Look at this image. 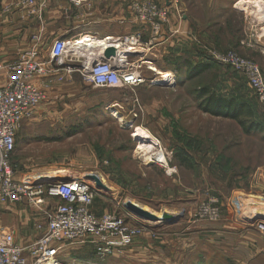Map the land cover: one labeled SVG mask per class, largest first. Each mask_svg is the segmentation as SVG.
Wrapping results in <instances>:
<instances>
[{
	"label": "rangeland",
	"instance_id": "rangeland-1",
	"mask_svg": "<svg viewBox=\"0 0 264 264\" xmlns=\"http://www.w3.org/2000/svg\"><path fill=\"white\" fill-rule=\"evenodd\" d=\"M25 1L20 7L24 5L27 14H37L40 6L35 4L37 11L31 13L32 8ZM135 1L152 2L168 9L156 0H128L130 8ZM236 1L243 2L240 9L250 10V0ZM260 2L263 1L258 0V5ZM188 7L192 15L199 8L193 0ZM243 14L233 12L229 18L235 25H241ZM246 21L248 26L254 22ZM199 27V22L193 24V57L187 61L189 67L209 63V68L201 74L188 79L187 68L184 69L181 61L174 75L161 77L148 64L137 62L127 68L140 72L143 83L113 89L89 83L81 69L69 70L64 62L54 64L53 70L62 76L41 79V83L50 80L46 94L47 98L50 93L51 96L30 118L24 119L16 134L10 161L15 178H54L59 174L64 178H85L94 192L96 213L129 211L125 203L131 202L158 218L152 221L129 211L133 215L127 216L131 217L129 221L141 230L130 248L140 245L142 250L138 253L132 250L127 260L114 259V262L215 263L212 262L216 261L215 254L210 251L212 243L205 238H190L188 234L192 230L188 226L196 231L200 221L216 222L210 217H201L200 210L204 207H218L219 220L223 214L238 212L241 203L233 195L234 190L248 189L254 177L264 172L262 105L244 75L230 64L216 60L213 54L232 51L259 64L234 49L210 46L200 54L203 46ZM151 34L154 36L153 31ZM32 44L33 40L17 54ZM38 48L41 56H45L47 47L41 39ZM203 87L217 96L249 105L253 115L247 119V125L258 123L262 126L261 132L246 134L236 120L203 111L197 94ZM49 100L51 106L44 110ZM137 129L149 137L137 136ZM141 146L153 151L147 153ZM159 150L165 156L162 163L153 159ZM97 182L106 189L97 187ZM213 198L217 199L216 203L210 202ZM57 201L55 196L46 195L42 205L26 200L17 204L0 203V233L28 245L41 235ZM162 214L171 219H160Z\"/></svg>",
	"mask_w": 264,
	"mask_h": 264
},
{
	"label": "crops",
	"instance_id": "crops-1",
	"mask_svg": "<svg viewBox=\"0 0 264 264\" xmlns=\"http://www.w3.org/2000/svg\"><path fill=\"white\" fill-rule=\"evenodd\" d=\"M22 1L0 0V85L6 84L9 79L5 65L14 61L17 51L31 43L35 35L47 47L46 58L56 38L73 42L79 37H91L94 40L91 43L81 46L69 44L62 58L65 66L69 64L82 72L94 60L109 59L126 68L137 62L148 64V68L152 64L161 72L174 75L178 63L180 66L183 61L186 69L187 59L191 61L193 57L192 30L193 24L198 22L204 48L200 54L210 46L234 49L255 60L264 75V0L260 5L254 3L258 0H250V10L240 9L243 3L236 0H193L199 6L195 8L198 11L194 15L188 13L192 0H156L169 10V19L156 37L152 36L149 23L134 17L128 0H87L78 4L73 0H35L40 9L37 14L31 15L27 14L24 5L21 6L23 9L20 7L25 0ZM240 11L245 12L244 24L235 25L229 14ZM245 18L254 21L253 24L248 26ZM107 37L113 39L106 40ZM130 38H133V44L129 42ZM39 80L36 81L38 84L41 83ZM50 96L51 93L48 98ZM50 106L49 100L44 110H49ZM258 175L248 184V189L234 190L233 195L241 203L238 212L223 214L222 219L216 222L200 221L196 231L188 226L192 230L188 234L190 238H205L212 243L210 251L216 258L213 264H264V235L256 227L264 220V172ZM93 206L94 200L91 210L98 216L108 213H96ZM118 214L133 224L129 221L131 217L126 216L131 214L129 211L123 210ZM132 244L121 255L101 259L95 255L91 245L73 243L59 251L58 259L72 264H123L132 250L137 253L142 250L140 245L131 249ZM114 259L123 260L114 262Z\"/></svg>",
	"mask_w": 264,
	"mask_h": 264
},
{
	"label": "built area",
	"instance_id": "built-area-1",
	"mask_svg": "<svg viewBox=\"0 0 264 264\" xmlns=\"http://www.w3.org/2000/svg\"><path fill=\"white\" fill-rule=\"evenodd\" d=\"M73 1L78 4L83 0ZM25 4L32 8L31 13L37 11L34 0H26ZM131 8L138 21L150 24L155 37L169 19L168 9L152 2L135 1ZM39 40L38 35L33 36L31 48L7 64L9 79L6 84L0 85V203L26 200L42 205L46 195L57 197L58 202L41 235L30 244L21 245L12 236L0 233V264H55L60 261L59 251L73 243L91 245L95 255L101 259L122 253L141 230L118 213L96 215L91 210L94 192L85 178L71 176L60 180L58 176H41L38 179L18 180L14 177L10 161L15 150L16 134L24 119L30 118L46 100L47 88L50 86V80L40 84L36 81L49 75L62 76L52 67L62 63L69 46L66 44L68 41L56 38L46 58L41 56ZM129 42L133 44V38ZM213 56L244 75L264 110V76L259 66L232 51L216 52ZM66 66L71 69V66ZM83 73L89 83L105 88L132 87L144 81L140 72L116 65L109 59L92 61L83 69ZM153 159L162 163L165 161L164 153L159 150ZM210 202L216 203L217 199L213 198ZM200 215L218 220L220 210L218 207H204ZM256 227L264 235V220L257 223Z\"/></svg>",
	"mask_w": 264,
	"mask_h": 264
},
{
	"label": "trees",
	"instance_id": "trees-1",
	"mask_svg": "<svg viewBox=\"0 0 264 264\" xmlns=\"http://www.w3.org/2000/svg\"><path fill=\"white\" fill-rule=\"evenodd\" d=\"M209 66L207 62L200 63L198 66L190 65V67L187 63L186 77L191 79L204 72ZM197 94L201 98L199 106L206 113L236 120L246 134H250L254 131L258 133L261 132L262 126L260 124L250 123L247 125L246 121L252 117L253 113L250 106L246 103H237L233 99L217 96L207 87L199 89Z\"/></svg>",
	"mask_w": 264,
	"mask_h": 264
},
{
	"label": "bare ground",
	"instance_id": "bare-ground-1",
	"mask_svg": "<svg viewBox=\"0 0 264 264\" xmlns=\"http://www.w3.org/2000/svg\"><path fill=\"white\" fill-rule=\"evenodd\" d=\"M243 3V2H242ZM254 3H257L258 4V1H256V2H254ZM95 39V38H94ZM110 39H113V38H111V37H107L106 38V40H110ZM92 41H94L91 37H88V36H84V37H79V38H77V39H75V41H73V42H67L66 44H72V46L74 45V46H76V45H78V46H81V45H84V44H86V43H91ZM102 41H104V40H102ZM98 43H100V42H98ZM101 44V43H100ZM154 67V66H153ZM150 64H149V68L151 69V70H153V71H155L156 73H158L161 77H167L169 74L168 73H165V72H161L159 69L158 70H155L154 68H153ZM136 135L138 136V135H140V136H142V137H146V138H148L149 137V135L148 134H146L143 130H140V129H137V132H136ZM155 141V140H154ZM152 144H154V142H151ZM140 149H144V150H147V153H150V152H152L153 150L151 149V148H149L148 146H141V148ZM146 153V152H145ZM144 153V154H145ZM154 154V153H153ZM147 157V156H146ZM149 157V156H148ZM147 157V158H148ZM162 161V160H161ZM165 164V163H164ZM144 209H146V208H144ZM55 264H72V263H70V262H64V261H58V262H56Z\"/></svg>",
	"mask_w": 264,
	"mask_h": 264
},
{
	"label": "water",
	"instance_id": "water-1",
	"mask_svg": "<svg viewBox=\"0 0 264 264\" xmlns=\"http://www.w3.org/2000/svg\"><path fill=\"white\" fill-rule=\"evenodd\" d=\"M111 51V50H109ZM113 52V51H111ZM106 56H109V54H107ZM59 179H62V180H66V178H64V176L60 175L58 177ZM46 180V179H45ZM97 184V187L99 188H102V189H106V187H104V185L100 184V183H96ZM125 207L133 214H135L136 216H139V217H142L144 219H149V220H158V218L156 216H151L148 214L147 211L143 210L142 208L138 207L137 205L131 203V202H127L125 203ZM162 220H166V219H171V216L167 215V214H163L161 216Z\"/></svg>",
	"mask_w": 264,
	"mask_h": 264
}]
</instances>
